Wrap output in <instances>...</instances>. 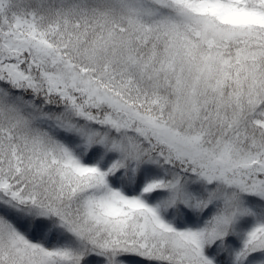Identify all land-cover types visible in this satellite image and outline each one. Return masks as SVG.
Wrapping results in <instances>:
<instances>
[{
    "label": "snow or ice",
    "instance_id": "1",
    "mask_svg": "<svg viewBox=\"0 0 264 264\" xmlns=\"http://www.w3.org/2000/svg\"><path fill=\"white\" fill-rule=\"evenodd\" d=\"M0 264H264V0H0Z\"/></svg>",
    "mask_w": 264,
    "mask_h": 264
}]
</instances>
